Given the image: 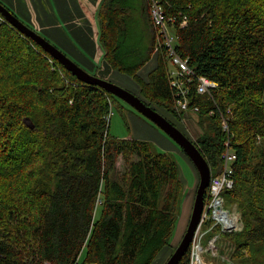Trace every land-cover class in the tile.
<instances>
[{"label":"trees","instance_id":"obj_1","mask_svg":"<svg viewBox=\"0 0 264 264\" xmlns=\"http://www.w3.org/2000/svg\"><path fill=\"white\" fill-rule=\"evenodd\" d=\"M159 1L174 20L179 52L197 74L218 84L212 95L192 87L190 106L199 108L193 115L204 128L195 140L184 132L207 159L211 176L222 170L228 134L220 120L229 116L237 160L235 185L224 196L237 205L243 223L242 230L223 235L235 245L231 262L264 264V0ZM150 14L148 0H104V59L135 80L139 97L178 127L169 117H182L170 60L165 48L154 54ZM5 20L0 264H79L82 255L85 264H152L170 245L181 209L179 163L153 151L149 141L112 136L108 115L118 97L78 79ZM138 20L142 26L133 29ZM154 55L157 66L145 79L140 69ZM208 200L209 187L205 205ZM190 250L178 264H190Z\"/></svg>","mask_w":264,"mask_h":264},{"label":"built area","instance_id":"obj_2","mask_svg":"<svg viewBox=\"0 0 264 264\" xmlns=\"http://www.w3.org/2000/svg\"><path fill=\"white\" fill-rule=\"evenodd\" d=\"M148 2L151 12L150 15L157 31L154 54L159 53L163 46L168 48L170 86L175 95L176 109L181 112L182 118L185 117L186 119L188 116L199 112L197 106H190L189 97L192 87L195 86L197 92L201 95H212V89H217L218 84L204 75L197 74L196 70L191 66L189 58L184 57L179 52L177 48L178 35L173 29L174 20L168 19L160 1L148 0ZM0 20L6 21L1 16ZM185 24H187L186 19L182 22V26ZM228 112H230V109H228ZM210 114L214 115L215 111H211ZM111 115L112 112L108 115L109 121ZM220 121L223 131L228 134L223 147L222 170L218 175L212 176L211 178L209 200L205 205L202 220L197 230H195L193 241L190 244V264H213L208 260V253L230 260L235 245L230 241H225L223 235L243 229L241 213L236 209L227 208V202L224 196V191L232 189L235 185L234 174L237 152L234 146H232L228 114L227 116L223 115ZM208 221H212L209 229L204 228V224ZM208 233H212L213 235L207 239V243H204ZM223 244L228 250V253L224 256L221 255V252H218V249L220 251V247Z\"/></svg>","mask_w":264,"mask_h":264},{"label":"crops","instance_id":"obj_3","mask_svg":"<svg viewBox=\"0 0 264 264\" xmlns=\"http://www.w3.org/2000/svg\"><path fill=\"white\" fill-rule=\"evenodd\" d=\"M0 1L27 25L52 41L85 70L112 81L118 74H121V71L113 69L107 60L104 59L105 49L100 40L101 22L99 19V11L102 8L104 0ZM137 13L140 15L139 11ZM156 66L157 59L154 55L143 66V69L151 68L153 70ZM151 69L146 74L140 69V74L145 79H148V74L152 71ZM130 78L129 80L132 82ZM138 90L140 91L139 85ZM171 116L169 117L173 120ZM191 118L194 119L195 117L188 116L185 119V117L179 116L178 119H175L188 128L187 120H191ZM190 134L194 136V133L190 132ZM211 234H207V239ZM221 246L224 248V244ZM222 247L220 251L224 256L226 250H223ZM159 257L152 264H160ZM83 261L84 255H82L79 264H85Z\"/></svg>","mask_w":264,"mask_h":264},{"label":"rangeland","instance_id":"obj_4","mask_svg":"<svg viewBox=\"0 0 264 264\" xmlns=\"http://www.w3.org/2000/svg\"><path fill=\"white\" fill-rule=\"evenodd\" d=\"M133 25V29H136L142 26V22L140 20L134 21ZM150 69L142 68L141 70L146 74ZM127 77L128 76L126 74L121 72V74H118V76H116L113 81L107 79L106 80L140 96L141 92L138 90V83L129 77L130 79H132V82H130L129 78ZM111 112L112 115L109 122V131L112 136L121 139H139L149 141L152 145L153 151L168 153L179 163L181 174L180 177H182L184 184L181 209L177 216L174 231H172L173 235L170 240V245L164 249L163 253L161 252L162 254L159 255L160 257L158 259L160 261V264H166L173 254V250L178 247L188 229L193 213L197 193L196 189H198L200 181L199 171L196 165L192 163L189 156L185 154L186 152L184 153L181 150V147L163 129H161L155 122H153L143 113L135 109V107H133L131 104L118 97L112 106ZM192 116L196 118L195 115H190V117ZM195 118L187 120L188 128H186L185 125H183L174 117L173 120L178 123V127L183 132H185L189 136H192V139L195 140L202 134L203 127H200ZM189 130L190 132L194 133V136L193 134H190ZM119 166L120 169L124 168L122 159L119 160ZM227 208L236 209L237 211H239L237 205L227 204ZM212 235L213 234H211L210 236ZM225 241L229 242V240L227 239H225ZM204 243H207V237L205 238ZM222 249L226 250L225 254L228 253V250L225 246L224 248L222 247ZM218 252L220 253L221 251H219L218 249ZM207 257L209 262H212L213 264H234L231 262L232 259L226 260L220 256H214L212 253H208Z\"/></svg>","mask_w":264,"mask_h":264},{"label":"water","instance_id":"obj_5","mask_svg":"<svg viewBox=\"0 0 264 264\" xmlns=\"http://www.w3.org/2000/svg\"><path fill=\"white\" fill-rule=\"evenodd\" d=\"M0 13L20 32L31 37L35 42H37V44H39L46 52H48L51 57L53 56L55 60H58L78 79L88 84L97 85L109 91L115 96L131 104L133 107H135V109L155 122L182 148V150L186 152L189 158L193 161L192 163L196 165L200 174V181L198 189H196L197 193L191 220L182 241L166 263L178 264L191 246L190 244L193 241L195 230H197L202 220L205 210V195L208 187L210 186L212 178L211 167L199 147L179 127H177L159 111L153 109L150 105L145 103L141 97L110 81H107L100 76L94 75V73L91 74L89 71L85 70L54 43L17 17V15H15L1 2Z\"/></svg>","mask_w":264,"mask_h":264},{"label":"bare ground","instance_id":"obj_6","mask_svg":"<svg viewBox=\"0 0 264 264\" xmlns=\"http://www.w3.org/2000/svg\"><path fill=\"white\" fill-rule=\"evenodd\" d=\"M186 20H187V19H186ZM185 25H187V24H185ZM185 25H184V26H185ZM164 48L166 49L167 54H168V48H167L166 46H163L160 50H162V49H164ZM182 222H183V221H182Z\"/></svg>","mask_w":264,"mask_h":264}]
</instances>
